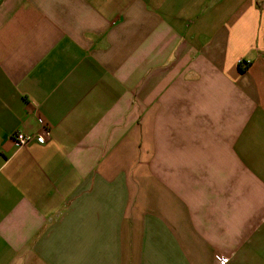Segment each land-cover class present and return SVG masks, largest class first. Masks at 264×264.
Masks as SVG:
<instances>
[{
    "label": "crops",
    "instance_id": "obj_1",
    "mask_svg": "<svg viewBox=\"0 0 264 264\" xmlns=\"http://www.w3.org/2000/svg\"><path fill=\"white\" fill-rule=\"evenodd\" d=\"M217 255L264 264V0H0V264Z\"/></svg>",
    "mask_w": 264,
    "mask_h": 264
},
{
    "label": "built area",
    "instance_id": "obj_2",
    "mask_svg": "<svg viewBox=\"0 0 264 264\" xmlns=\"http://www.w3.org/2000/svg\"><path fill=\"white\" fill-rule=\"evenodd\" d=\"M13 139L21 146H28L29 144H31L35 139L31 136H27L26 134L22 133V132H17L14 136ZM39 144H45V139L44 138H39L37 140ZM218 256V260L220 264H227L229 262V258L225 257L223 255H217Z\"/></svg>",
    "mask_w": 264,
    "mask_h": 264
}]
</instances>
